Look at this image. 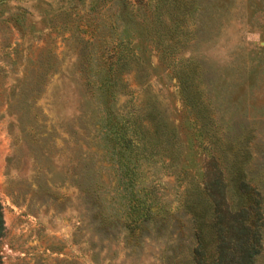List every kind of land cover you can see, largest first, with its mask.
I'll list each match as a JSON object with an SVG mask.
<instances>
[{"label":"rangeland","instance_id":"374dc122","mask_svg":"<svg viewBox=\"0 0 264 264\" xmlns=\"http://www.w3.org/2000/svg\"><path fill=\"white\" fill-rule=\"evenodd\" d=\"M117 39L133 57L129 92L111 98L96 84ZM136 106L159 110L181 148L170 168L138 160L134 191L157 200L138 231L108 138ZM211 154L229 202L240 178L264 196V0H0V264H194L182 201Z\"/></svg>","mask_w":264,"mask_h":264},{"label":"trees","instance_id":"16d2710c","mask_svg":"<svg viewBox=\"0 0 264 264\" xmlns=\"http://www.w3.org/2000/svg\"><path fill=\"white\" fill-rule=\"evenodd\" d=\"M150 22L154 23L152 26H156L154 33L158 42L173 48L174 43L164 41L165 32L161 25L164 22L163 11L155 10ZM124 42L123 39H117L111 49L107 50L110 58L107 62V73L96 84V88H101L111 98L118 91L129 92L122 70L128 66L133 54ZM179 78L181 89H184L181 74ZM184 96L188 102L195 104L189 93L184 92ZM107 99L105 100L108 101ZM195 111L199 118L200 109L196 108ZM175 133V128L167 124L154 106H136L129 114L110 122L108 138L121 156H124L122 159L127 172L126 181L127 186H130L126 198V224L131 230L138 231L142 228L144 220L153 213V203L157 201L154 196H150L152 190H144V197L138 196L134 191V173L139 174L136 170L138 160L142 157L164 155L169 158L166 168L178 165L181 148L172 140ZM212 141L215 145L216 142ZM132 157L135 162L130 165ZM204 167L202 185L193 182L192 187H186L182 201L183 207L190 214L195 237L191 251L194 264H256L257 254L263 247L264 234V196L261 190L240 178L236 190L238 200L229 202L227 185L214 154L206 159ZM3 230L4 219L0 202V235Z\"/></svg>","mask_w":264,"mask_h":264}]
</instances>
